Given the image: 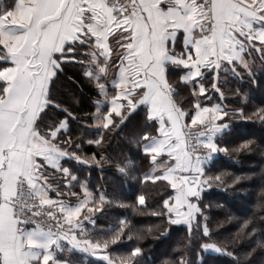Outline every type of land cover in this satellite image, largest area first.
<instances>
[{"label": "snow or ice", "instance_id": "obj_1", "mask_svg": "<svg viewBox=\"0 0 264 264\" xmlns=\"http://www.w3.org/2000/svg\"><path fill=\"white\" fill-rule=\"evenodd\" d=\"M211 2L212 0H207V2L205 0H195V2L183 0V3L180 0H158V5L163 13L175 15L179 19L182 14L190 15L195 7L208 8ZM18 5L19 0H0V19L7 20ZM257 5L258 7L250 15L253 20L259 23L264 21V0H257ZM69 6L68 2L64 3L63 8L60 7L59 3L52 6L51 10L58 12V15L51 17L48 23L53 24L61 21ZM71 6L75 8V18L71 20L75 30L71 32L69 39L64 40L51 52L42 54L39 46L41 41L47 38V32L42 31L34 37L38 48L25 58L26 67L20 87V99L25 104H31L38 94L36 122L41 120L42 114L49 106H58L71 111L54 95L53 81L57 77L58 71L63 70L65 63L73 61L83 68L88 82L95 85L98 95L94 98V102L107 104L108 107L106 111L97 107L95 113L92 114L94 125L102 129L101 133L94 139L82 141L80 135L75 137L71 134L61 135L68 127L67 117L60 120L55 128H50L49 132L52 139L57 141L59 145L66 144L67 147L78 151H68L66 148H60L59 151L53 149L50 156L55 159V163L47 166L62 172L65 188H69L75 176L69 168L61 166V158L72 156L90 165L95 164L101 167L112 163L110 154L104 151L108 143V136L116 132L140 105H146L147 118L156 121L157 126L154 131L157 136L154 141L167 137L170 141L167 147L179 143V137L168 136L169 129L173 127L175 121L182 116L184 129L188 130L195 113L201 108L207 107L210 115L209 121L204 127L213 130L214 135L208 142L198 138L200 143L205 144L206 156L198 158L193 168L175 169L179 173L177 179L180 181L177 186H173L169 181H164L168 185L167 190H170V194L163 199L160 205L162 210L154 213V215L166 217L168 226L183 223L188 225L191 230L196 225L201 228V232L191 233L190 231L186 239L180 243L179 249H175L178 254L161 260L160 264H193L191 256L194 247L197 258L201 262L203 259L200 255L201 252L234 254L232 250L242 239L252 237L259 231L255 222L264 219V215H260L261 212H264V195L260 197L259 211H255L250 218L243 220L234 237H230L226 241L216 239L214 233L222 223L217 222L214 227H209L207 222L208 209L221 208L223 205L215 202H203L202 194L205 189L214 186L224 188L229 182L233 186L245 177L235 176L232 178L230 173L223 170L219 171V174L213 175L206 170L205 164L207 162L208 165L211 156L219 152L232 155L241 149L255 150L257 145L252 140L232 147L217 143L216 136L224 134L229 127V121L232 119L264 122V106L256 108L254 112H246L240 106L230 107L222 98L213 102L209 93L216 89L219 91L220 97L231 95L247 99V94L241 93L239 89H236L235 92L230 91V94H225L224 90L219 88L220 73L228 66L237 69L236 64H239L249 75H254V72L245 62V56L251 48L256 47L259 55L264 58V48L258 47V45L264 44V23H259V26L255 27L247 16L243 18V23L237 19L235 26L229 21H225V29L222 35L225 44L223 51H221V45L214 29L215 19H207L211 16V11L201 12L197 21L191 25V37H189V27L183 22L169 28L165 33L166 51L162 56L152 54L151 59H149L143 53L137 54L140 39L132 35L131 21L126 19V13L129 10L126 0H104L101 8L97 7L94 0H72ZM121 19H124L125 22L120 23ZM200 20L204 22L200 23ZM245 26H247V30L242 31L241 35L248 39L247 46L236 35V27L243 29ZM113 28L115 31L112 30ZM196 33H200V38L204 41L203 48L209 57L207 60L200 59L202 53L199 51L200 45ZM113 40L118 42L116 49H112ZM214 48L215 51H213ZM116 52L119 54L114 55ZM45 55L47 56L46 60ZM192 61L197 62L193 63ZM15 63L12 54L8 53L6 49L3 54H0V70ZM169 65L181 66L182 68V71L174 79H170ZM209 73L212 76L211 83L205 79L206 74ZM161 77H163V82ZM37 80H42L39 89L36 87L29 88V84ZM7 83L8 81L0 80V86ZM180 83L189 86L188 96L193 99L187 104V107L177 103L172 112H166L163 103L164 97H170L175 101L176 88ZM188 96L185 100L188 99ZM73 102L78 103L75 97H73ZM29 110L28 108L23 109L24 112ZM72 114L75 116V113ZM217 114H219L218 118ZM85 115L89 114L86 113ZM61 136L63 139H60ZM202 136L207 137L208 132L205 131ZM149 139L150 133L144 132L143 136L140 137V142H144L142 143L143 152L155 164L153 149L147 143ZM84 143L95 144L99 149V155L94 152L84 156ZM261 150L264 151V148ZM161 155L171 156L172 154L164 152ZM39 159L45 158L39 157ZM172 159L174 161L175 157L173 156ZM144 178L147 179V176ZM50 179V177L35 175L27 187L35 198L41 201L39 204L41 210L53 206L55 208L48 215L54 221L56 230L46 234L52 238V243L55 244L57 250H61V244H63L93 255L103 253V258L108 261V264H135L137 258L143 253V249L139 246L134 247L127 257H121L119 260L108 252L110 245L124 238L126 232L127 237L132 239L129 234L135 229L134 225H130L126 220H121L119 229L110 238L97 236L86 227V223L95 225V214L101 212L105 204L110 202L109 197L103 192L97 196L84 182L80 185L81 195L77 197L75 204L72 203L71 199H56V197L65 194L59 192L58 186H51L49 184ZM150 182L155 183L156 181L153 179ZM53 189L56 191V196L50 195ZM261 191L264 192V186L261 187ZM45 197L46 199H44ZM138 202L140 206H145V195H139ZM36 215H40V213L37 212ZM198 217L202 218L200 223L197 222ZM235 219V216L227 215L224 223H229ZM24 223L35 224L36 222L25 220ZM154 230L160 231V226L149 229V231ZM167 230V227L163 228L164 232ZM57 252H52L49 259L55 260L56 264H69L68 260L59 259Z\"/></svg>", "mask_w": 264, "mask_h": 264}, {"label": "trees", "instance_id": "obj_2", "mask_svg": "<svg viewBox=\"0 0 264 264\" xmlns=\"http://www.w3.org/2000/svg\"><path fill=\"white\" fill-rule=\"evenodd\" d=\"M0 46H2L0 54H3L5 49L7 50V45L3 41L1 30ZM256 51V48H251L249 55L254 75H249L242 66L236 64L239 74L242 75L225 74L226 79L221 80L219 84V88L224 90L225 94H230V91L235 92L236 89L247 94L246 100L239 96H224V101L230 107L240 106L246 112H254L256 108L264 106V58ZM258 62L262 66L255 69ZM181 71L180 68L170 66V79H174ZM205 79L211 83V74H206ZM6 85L0 86V100L5 95ZM53 91L54 95L71 111L58 106H49L42 114L41 120L35 124L42 135L49 136V129L55 128L56 124L65 117L68 120V128L61 135L71 134L74 137L80 135L81 140L85 141L94 139L101 133L102 129L94 125L92 115L98 107V103L94 102L98 92L95 85L88 82L83 68L78 63L73 61L65 63L63 70L58 71L57 77L54 78ZM188 92L187 84L177 85L175 99L185 107L193 99L188 96ZM187 96L188 99L185 100ZM73 97L78 103L73 102ZM147 112V107L140 105L116 132L108 136L104 151L110 154L112 163L101 167L70 156L64 160V164L75 176L69 187L73 200L81 195L80 185L84 182L89 184L97 196L103 192L109 197L110 202L105 204L101 212L95 214V225L86 226L90 231L97 236L110 238L119 229L121 220H126L130 225L135 226L133 232L129 234L132 239L127 237L126 232L124 238L110 245L109 254L119 260L121 257H127L134 247L139 246L143 249V253L137 258L135 264H160L161 260L178 254L175 249H179L180 243L186 239L190 231L191 233L201 232V228L194 225L190 230L189 226L183 223L168 226L166 217L154 215L155 212L162 210L160 205L170 194V190H167L168 185L164 182L167 181L165 179L159 178L155 179V183L150 182L154 179L150 176L154 164L143 152L142 143L144 142H140V137L144 132H149L150 138L156 135L154 129L157 124L155 120L147 118ZM72 113H75V116ZM86 113L89 115H85ZM60 139H63V136ZM248 140L256 143L255 150L241 149L232 155L216 153L211 156V162L206 168L213 175L223 170L230 173L232 178L245 177L233 186L229 182L224 188L214 186L205 189L202 194L203 202L223 205L221 208H209L207 218L209 227H214L217 222L222 223L214 233L216 239L221 241L234 237L243 220L250 218L255 211H259L260 197L264 195L261 191V187L264 186V173H262L264 172V151L261 150L264 148V122L232 119L224 134L219 135L216 141L235 147ZM60 146L68 151H78L67 147L66 144ZM94 152L99 155V149L95 144H83L84 156ZM145 176L147 179L144 178ZM64 182L63 177L59 182L55 181L62 190H65ZM141 194L146 197L145 206L139 205L138 196ZM227 215L235 216L236 219L224 223ZM260 215H264V212ZM201 220L202 218L198 217L197 222L200 223ZM255 223L259 231L252 237L242 239L232 250L234 254L201 252L200 255L203 258L201 262L197 258L194 247L191 256L193 264H264V219L257 220ZM156 226H160V231H149ZM165 227L168 229L166 232L163 231ZM80 260L85 264H108L106 261L93 257L87 260L80 257Z\"/></svg>", "mask_w": 264, "mask_h": 264}, {"label": "crops", "instance_id": "obj_3", "mask_svg": "<svg viewBox=\"0 0 264 264\" xmlns=\"http://www.w3.org/2000/svg\"><path fill=\"white\" fill-rule=\"evenodd\" d=\"M65 2H68L70 6L64 13L62 20L53 24L48 23L51 17L58 15V12H53L51 10L52 6L59 3L60 7L63 8ZM94 2L98 8L103 7L104 0H94ZM136 2V7L130 13L126 14V19L131 21V26L133 28L132 35L140 39V47L137 49V54L143 53L147 55L149 59H151L152 54L162 56L166 51L167 44L165 33L169 28L183 22L189 27V37H191V25L197 21V17L201 13L198 6L192 9L190 15L182 14L178 19L175 15L163 13L159 9L158 0H136ZM180 2L183 3V0H180ZM193 2H195V0H193ZM71 5L72 0H19L18 7L12 11L19 12V19L15 20L8 18L10 20L8 23L9 27L14 28L15 26V28L20 31L16 33L17 38L15 42L7 46V52L12 54L16 63L6 66L0 72V80L8 81L5 97L0 100V264H56V261L50 260L49 257L52 252H57L58 250L55 244L52 243V238L46 234L49 231H55L43 227H29L22 233L17 232L16 220L13 215L12 198L16 190L17 181L20 177L26 178L29 182H31L32 177L35 175L50 177L49 184L51 186H58V184L55 183L56 180L54 176L62 178L63 175L62 172L47 166L55 163V159L50 156V152L53 149L59 151L62 147L52 139L51 134H49V136H44L36 129V115L38 114L36 104L39 99L38 94L37 98H34L31 104H25L24 101L20 99L19 93L26 67L25 58L38 48L34 39L36 34L42 31L47 32V38L42 40L39 46L42 50V54H44L51 52L64 40L69 39L71 32L75 30L71 23V20L75 18V8ZM256 7H258L257 0L214 1L212 9L213 18L215 19L214 29L221 45V51H223V46L225 44L222 38L225 29V21H229L235 26L237 19L243 23V18L247 16L255 27H258L259 23H264V21L258 23L252 19L250 13L255 11ZM124 22V19L120 20V23ZM112 30L115 31L114 28ZM246 30L247 26L243 29L236 27V35L239 39L243 40L244 44L247 46L249 42L248 39L241 35V32ZM196 38L200 45L199 51L202 53L200 59L207 60L209 57L207 51L203 48L204 41L200 38V33H196ZM106 46L105 44V47ZM117 47V40H113L112 49H116ZM258 47H260V45H258ZM213 51H215V48ZM118 54L119 52H116L114 55ZM250 54L249 51L245 56V62L248 66H250ZM46 59L47 56L45 55V60ZM141 59H143V57H141ZM192 62L195 63L197 61ZM170 66L182 69L181 66L169 65V67ZM161 80L163 82V77H161ZM41 84L42 80H37L29 84V88L36 87L39 89ZM212 100L213 102L216 101L214 99ZM163 103L166 112H172L173 109L176 108L178 102L176 99L173 101L170 97H164ZM98 107L106 111L108 105L98 104ZM24 108L30 110L24 112ZM209 115L210 113L207 107L201 108L195 113L191 122L197 123L209 120ZM218 116L219 114H217V118ZM183 127V118L181 116L180 119L175 121L173 127L169 129L168 132V136L179 137V143L172 144L171 147H167L170 143L167 137L154 141L157 134L152 136L147 142L151 145L153 157L156 159L150 176L154 179H165L171 182L173 186H177L180 183L177 179L179 173H177L175 169L187 170L193 168L198 159L194 158L187 150ZM213 135L214 131L210 130L208 136H203L202 139L208 142ZM218 136H216V141ZM164 152H169L172 155H161V153ZM173 156L175 157L174 161L172 159ZM39 157H44L45 159H39ZM69 157L70 156L61 158L60 163L62 167L69 168L64 164V160ZM210 162L211 159L208 165ZM208 165L206 162V168ZM87 186L92 190L88 183ZM65 187L66 185L64 182L63 188L65 190L59 187V192L65 195L58 196L56 199H71L72 203L75 204L77 199L73 200V195L69 188ZM50 195L56 196V191L53 189ZM44 199H46V197ZM87 225L88 223H86V226ZM57 256L61 260H68L69 264H85L83 261H80V257L82 256L84 258L93 257L108 262L103 258V253L93 255L63 244H61V250L57 252Z\"/></svg>", "mask_w": 264, "mask_h": 264}, {"label": "built area", "instance_id": "obj_4", "mask_svg": "<svg viewBox=\"0 0 264 264\" xmlns=\"http://www.w3.org/2000/svg\"><path fill=\"white\" fill-rule=\"evenodd\" d=\"M126 2L129 10L135 8L137 5L136 0H126ZM205 2H207V0H205ZM133 5L135 6L133 7ZM199 9L200 12L204 13H207L210 10L211 16L207 17V19H213L212 2L208 5V8L199 6ZM126 14H128V12ZM200 22L203 23L204 21L200 20ZM204 125L206 124H191L188 130H185L183 127L187 150L193 154H198L200 157L206 156L205 144L200 143V139L203 137L202 133L210 131V129L205 128ZM29 183L30 182L26 178L20 177L17 181L16 190L12 198L13 215L16 220L17 232L22 233L29 227H43L55 231V223L48 215L49 212L55 210L54 206L41 210L39 207L41 201H38L30 192L27 187ZM37 212H39L40 215H36ZM25 220H34L36 223L25 224Z\"/></svg>", "mask_w": 264, "mask_h": 264}, {"label": "rangeland", "instance_id": "obj_5", "mask_svg": "<svg viewBox=\"0 0 264 264\" xmlns=\"http://www.w3.org/2000/svg\"><path fill=\"white\" fill-rule=\"evenodd\" d=\"M214 1L215 0H212V6L214 5ZM134 8H131L129 11H128V13H130L132 10H133ZM19 17H20V14H19V12H12L11 13V16L9 17L10 19L12 18V19H15V20H17V19H19ZM10 22V20L9 19H7V20H4V19H1V21H0V30L2 31V37H3V41L6 43V45L7 46H9V45H12L14 42H15V39L17 38V35H16V33L17 32H19L20 30H17V28H15V26H14V28H10L9 27V25H8V23ZM215 24V23H214ZM260 48H264V46H260ZM257 50V49H256ZM257 53H258V51H256ZM262 66V64L260 63V62H258L257 63V68H255V69H258V68H260ZM249 68H251V70L252 71H254V68L252 67V65H250L249 66ZM238 73H239V71L237 70V69H233L231 66H229L228 68H226L225 70H223L222 71V73H220V75H221V79H220V81H219V84H220V82H221V80H225L226 79V76H225V74H234V75H238ZM209 95L210 96H212V98L214 99V100H218V99H223L224 100V98L225 97H220V94H219V91H217L216 89H213V90H211V92L209 93ZM4 97H5V95H4ZM4 97L2 98V99H4ZM1 99V100H2ZM209 120H205V121H203V122H197L198 124H207V122H208ZM196 122H191V124H195ZM211 130V129H210ZM191 155H193L194 156V158H200V156L198 155V154H193L192 152H189ZM220 153V152H219ZM58 182H59V180H61V178H59V179H57V178H55ZM81 258H83V259H85V260H87L88 258H84L83 256L81 257ZM80 261H82V260H80Z\"/></svg>", "mask_w": 264, "mask_h": 264}]
</instances>
